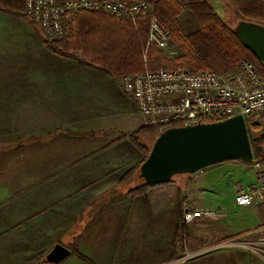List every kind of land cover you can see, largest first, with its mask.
I'll return each instance as SVG.
<instances>
[{
	"label": "rangeland",
	"instance_id": "rangeland-1",
	"mask_svg": "<svg viewBox=\"0 0 264 264\" xmlns=\"http://www.w3.org/2000/svg\"><path fill=\"white\" fill-rule=\"evenodd\" d=\"M210 3L214 6L215 11L222 20L228 24L233 25L236 21L243 18L238 10L230 7L224 0H212ZM179 22L185 32H191L198 27L197 21L188 10L181 12ZM33 25L37 27L35 23ZM37 29L39 28L37 27ZM43 37L48 39V36L43 35ZM160 50L169 56L177 53V46L171 42V33L167 47ZM132 108L131 106H127L118 113L113 112L112 115L104 114L103 116H100L98 112L93 113L94 108H91L90 113L84 114L81 117L82 121L79 125L81 132L79 130H75L76 132L74 133H66L64 131V135L58 138L57 135L56 138H53V133L57 134V129L52 128L53 130L50 131H42L41 124H39L41 127L37 128L39 131L35 129V131L27 133L24 131V128L28 127L25 123V116L20 115L14 116L11 123L12 129L7 128L3 124L8 122L10 117L2 116L0 167H6V171L3 170L2 180L7 185L9 182L14 191L17 190L18 196L34 188L38 185L36 183L39 181L35 180L34 177L36 176L37 169L38 172L51 171L58 165H61V162L68 161L66 157L68 154L73 153L71 151L74 149L71 146L73 139H70L68 133L74 134L77 137L81 133L89 135L83 132L89 127L93 128V132H103L106 135H110V133H106L107 129L104 128L108 125L115 128L121 127L124 131L123 135L113 139L114 141L110 140L107 142L102 138L93 139V144L95 145H92L95 148L93 149L94 152L103 150L102 148L105 146L108 148V146L110 147L111 144L119 141V139L125 138L130 142L128 144L131 148L134 151L136 150L139 158L138 161L142 160L143 155L130 141L129 135L142 126L150 125L146 123L145 118L136 109ZM138 117H140V120ZM34 118H37V116H34ZM50 118L52 117H46V120L49 121ZM138 121L139 123L142 122V124L138 125ZM256 122L260 124L258 131H262L264 129V119ZM72 125H68L65 129L70 128ZM50 126L52 127V125ZM61 129L64 130L63 127ZM62 130L59 132H62ZM29 135H33L34 137L43 135L44 138H38L41 140L32 143L33 139H24V137L29 138ZM137 135L140 141H143L147 147L151 148L155 137L158 135V130H153L152 133L143 131L140 135ZM41 141L50 143L48 146L45 145L46 147L43 149ZM78 142L81 145L87 144V142H83L82 138H78ZM76 149L78 150V148ZM44 153H46V156L42 157L40 154ZM259 155L264 156L263 149L260 154H256L255 156ZM86 156L88 155H83V158ZM6 158L13 160V162L11 164L7 163L9 160L5 161ZM32 160L33 162H31ZM38 160L40 163L36 162ZM77 163L72 162V165H76ZM40 166L42 169L39 168ZM46 167H48V170L45 169ZM30 169H34V176H31L32 171ZM254 172L252 166L239 160H226L203 168L193 174H176L169 182L153 184L148 188L150 217L147 216L145 207L142 204L138 207L130 200L140 202L139 199L126 195L128 188L142 181L140 177L133 174V177L128 180H118L116 188H119L122 191L120 194L124 193L125 197L130 200V205L126 209V215L119 214L118 216L115 211L107 223L110 226L106 227L104 226L106 223L104 214L107 212H100L101 219H97L93 224L94 227L92 229L95 232L92 234L95 233L96 236L93 235L92 243L90 240L92 234L89 228L91 218L89 222L88 218L91 212V216L99 213L95 206L100 208L103 205V203H100V200L105 198L102 197L106 191L104 188L109 186L110 181L104 176L87 179L82 182L84 189L79 190V194L85 190V187L89 186H93L94 188L100 186V188L104 189L101 192L95 191L94 199L91 202L92 210L88 207V210L79 211V208L85 207L84 201L88 202L92 197L89 194L86 200V196L84 200L81 197V202L74 201L73 193L69 192H65V198L64 194H62L60 198L63 201L57 204L53 203L52 200L46 202L55 208H63L65 206V211H61L62 215L60 214L57 220H55V223L59 224L51 226V228L49 227L51 231L49 238L50 248L46 253L55 245L53 243L57 242L70 249L69 256L57 264H96V262L107 264V260H109L110 264H184L196 253L223 246L247 247L264 257V243H258L262 239H258L260 235L255 233V229L264 226V218L258 217L255 205L239 207L234 203L237 188L251 183ZM106 181L108 182L106 183ZM50 183H47V188L50 189V186H53L55 189L57 188L56 193L63 192L65 187L67 189L69 185L73 188V184L69 180H63L58 177L50 181ZM180 200L182 204L178 206ZM185 210L186 212H207V214L201 213V216L190 219L188 223H181ZM50 213L54 215L56 212L52 211ZM109 214L111 213L109 212ZM85 215L86 217L83 219L82 217ZM73 216L78 219H73ZM180 225H184L183 231H180ZM255 225L260 226L253 227ZM86 226L88 227L86 228ZM0 245V253H6L8 246L6 244ZM36 249L34 250L36 251ZM46 253L39 255L45 256ZM89 253L90 255L94 254L97 259L96 257L94 259L88 257ZM34 261L35 258L29 260L27 264H36ZM38 264L49 263H41L40 261Z\"/></svg>",
	"mask_w": 264,
	"mask_h": 264
},
{
	"label": "crops",
	"instance_id": "crops-1",
	"mask_svg": "<svg viewBox=\"0 0 264 264\" xmlns=\"http://www.w3.org/2000/svg\"><path fill=\"white\" fill-rule=\"evenodd\" d=\"M33 24L24 14L18 16L0 11V133L3 124L2 116L10 117L9 121L5 122L7 124H3L7 128L12 129L11 123L14 116L20 115L25 116V123L28 127L24 128V131L27 133L35 131V129L39 131L37 128L42 126V131L57 129V134L53 133V138H56V135L58 138L62 137L65 132L74 133L75 130L81 129L79 126L82 121L81 117L90 113L91 108H94L93 113L98 112L100 116L112 115L113 112L118 113L127 106L136 109L132 100L122 91L116 78L87 66L79 57H66L51 51L47 47L46 41L61 48L64 37H48L46 39ZM46 117L52 118L47 121ZM138 119L140 120V117ZM140 123L142 124V122ZM140 123L137 122L138 125H141ZM70 124L73 125L65 129ZM104 128L110 135L93 132V128L90 127L83 131L89 135L81 133L77 137L68 133L70 139H73L71 146L74 148L71 150L73 153L66 157L68 161L61 162V165L51 171L38 172L37 169L36 176L33 175L34 169H30L31 176H34L35 180H39L36 183L38 185L20 196L17 195V190L14 191L9 182V186L6 182L4 183L2 175L3 170L6 171V167H0V244L8 246L6 253H0V264H27L29 260L36 258L39 254L46 253L50 248L51 231L49 227L58 225L59 223H55V220L60 216L61 211H65V206L55 208L46 202L52 200L57 204L63 201L60 197L64 194L65 198V192L73 193V200L80 202L81 197L84 200L86 196V200L88 194L92 196L88 202L84 201V208H79V211L82 212L88 210V207L91 209L95 191L101 192L106 189L102 195L105 198L100 200L103 205L100 208L95 206L99 213L91 216V212L88 218V222L91 218L89 224L91 234L95 232L92 229L93 224L97 219H101L100 212H107L104 214V219H106L104 226L109 227L110 225L107 223L115 211L118 216L119 214L126 215L130 200L134 205L141 206L140 202L127 199L124 193L120 194L122 191L116 188L122 173L138 161L136 150L131 148L128 140L121 138L110 147L105 146L102 148L103 150L94 152L93 139L102 138L109 142L120 137L124 132L121 127L115 128L108 125ZM60 130L62 132H59ZM118 133L120 134L118 135ZM38 138L42 139L44 136L29 135V138L24 137L27 140L33 139L32 143L41 140ZM78 138H82L83 142H87V144H79ZM41 143L44 149L45 145L48 146L50 142H46V144L41 141ZM85 154L88 156L83 158ZM40 155L44 157L46 153ZM7 160H9L7 162L9 164L13 162L6 158L5 161ZM36 162L40 163L39 160ZM72 162L78 163L72 165ZM39 168L42 169L41 166ZM45 169L48 170V167ZM100 176H104L110 181L107 188L89 186L79 194V190L84 189L83 181ZM56 177L69 180L73 184V188L69 185L63 192L58 193H56L57 188L55 189L53 186L48 189L47 183ZM253 205L256 206L258 217L264 218V204ZM52 211L56 213L52 215L50 213ZM73 217L75 220L78 219ZM85 217L86 215L82 218ZM255 233L260 235L258 239H262L258 243H264V226L255 229ZM93 235L95 233L90 237L91 243ZM56 243L54 242L53 245ZM33 248H37L36 251ZM88 257L94 259L96 256L89 253ZM96 264L102 263L96 262ZM107 264H110L109 260H107ZM184 264H264V257L247 247L223 246L196 253Z\"/></svg>",
	"mask_w": 264,
	"mask_h": 264
},
{
	"label": "trees",
	"instance_id": "trees-1",
	"mask_svg": "<svg viewBox=\"0 0 264 264\" xmlns=\"http://www.w3.org/2000/svg\"><path fill=\"white\" fill-rule=\"evenodd\" d=\"M26 0H0V11L21 16ZM133 1V0H126ZM153 6V13L159 23L171 33V42L178 48L169 56L154 46L146 49L150 16H137L134 20L116 17L100 11H80L66 29L61 48L46 41L51 51L71 58H81L89 67L116 78L122 74H138L145 69H175L183 67L189 71L214 70L224 74L232 71L243 60L251 61L257 72L264 77V68L256 56L245 48L233 32V25L222 20L209 0H145ZM241 17L264 24V0H224ZM188 10L197 21L198 27L185 32L179 22L182 11ZM25 15V14H24ZM259 122H250L248 136L253 155L264 149V129L258 131ZM154 126H142L129 135L130 141L143 155L142 160L127 168L119 181L139 175V166L150 148L140 141L137 134L152 133ZM114 141V140H113ZM140 183L130 187L126 195L137 198L150 217L147 190L153 184ZM180 190V189H179ZM183 201V200H182ZM182 202L180 200L181 206ZM184 225H180L183 231ZM183 235V234H182ZM44 255H38L35 263H40Z\"/></svg>",
	"mask_w": 264,
	"mask_h": 264
},
{
	"label": "built area",
	"instance_id": "built-area-1",
	"mask_svg": "<svg viewBox=\"0 0 264 264\" xmlns=\"http://www.w3.org/2000/svg\"><path fill=\"white\" fill-rule=\"evenodd\" d=\"M85 10L131 20L150 16L145 61L148 46L167 47L170 31L159 23L153 6L145 0H26L24 14L43 35L63 38L68 23ZM116 80L146 123L156 127L158 134L172 126L220 121L238 114L243 116L247 127L250 122L264 119V77L248 60L224 74L177 67L145 69L138 74H122ZM248 165L255 172L251 183L237 188L234 203L239 207L264 204V156L253 155ZM201 213L185 210L181 223H188Z\"/></svg>",
	"mask_w": 264,
	"mask_h": 264
},
{
	"label": "water",
	"instance_id": "water-1",
	"mask_svg": "<svg viewBox=\"0 0 264 264\" xmlns=\"http://www.w3.org/2000/svg\"><path fill=\"white\" fill-rule=\"evenodd\" d=\"M232 29L264 68V24L241 18ZM252 156L247 125L238 114L220 121L164 129L140 164L139 176L146 183L161 184L176 174H193L226 160L250 164ZM69 254L67 246L56 243L41 263L57 264Z\"/></svg>",
	"mask_w": 264,
	"mask_h": 264
}]
</instances>
